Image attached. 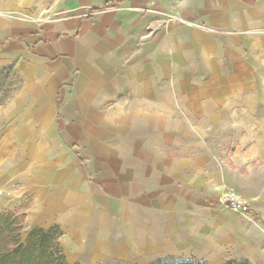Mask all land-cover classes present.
Instances as JSON below:
<instances>
[{
  "label": "crops",
  "instance_id": "obj_1",
  "mask_svg": "<svg viewBox=\"0 0 264 264\" xmlns=\"http://www.w3.org/2000/svg\"><path fill=\"white\" fill-rule=\"evenodd\" d=\"M60 3V21L32 28L7 15L46 17L49 0H0V55L34 54L62 90L74 69L104 80L122 107L94 114L89 176L60 123L17 141L14 166L0 154V213H24L22 239L57 226L69 264L86 245L95 262L264 264V0ZM214 132L215 158L203 151ZM224 188L248 215L219 204Z\"/></svg>",
  "mask_w": 264,
  "mask_h": 264
},
{
  "label": "rangeland",
  "instance_id": "obj_2",
  "mask_svg": "<svg viewBox=\"0 0 264 264\" xmlns=\"http://www.w3.org/2000/svg\"><path fill=\"white\" fill-rule=\"evenodd\" d=\"M48 9V15L42 18H39L36 12L25 15L8 14L7 17L28 27L36 28L41 22L52 24L65 16L62 13L63 5L60 0H49ZM147 39L149 38L146 37ZM50 67L52 66L42 64V61L34 54H21L20 50L0 55V154L6 158V168L14 166L17 141L30 142L47 138L49 134L42 127L47 124L55 126L60 123V127H64L63 135L69 148L66 150L72 156L80 158L81 169L89 176L88 158L91 156L92 148L89 139L91 135L95 136L91 132L92 127L89 126L95 127V121L99 123L104 119V116L99 118L100 116H94V114L99 112L105 114L111 110L117 112L121 109L122 102L112 100L113 96L110 98L108 94L111 93V86L106 90L105 83L102 85L104 80L97 84L93 82L92 86L89 83V77L86 74L81 75L80 70H72L68 76L70 85L62 90L59 79L56 77L57 72ZM89 95L94 99H89ZM123 104L126 106L125 102ZM97 135L103 136L104 132ZM116 136L119 139V135L116 134ZM209 136V142L205 141L206 148L203 151L214 158L223 156L225 150L222 149L224 145L222 137L218 139L216 132L210 133ZM199 139L198 136H194L193 140L200 141ZM230 192H234L238 198L246 201L251 210V205L245 198L236 191L227 188L221 192L220 205V200ZM89 253L90 247L86 245L81 252L82 259H69V262L76 264H126L113 259L95 262L90 260ZM70 254L77 255L73 251ZM109 256L112 258V255Z\"/></svg>",
  "mask_w": 264,
  "mask_h": 264
},
{
  "label": "trees",
  "instance_id": "obj_3",
  "mask_svg": "<svg viewBox=\"0 0 264 264\" xmlns=\"http://www.w3.org/2000/svg\"><path fill=\"white\" fill-rule=\"evenodd\" d=\"M24 213H0V264H69L60 247L61 231L33 229L22 239ZM150 264H213L191 258H157ZM223 264H251L246 260H229Z\"/></svg>",
  "mask_w": 264,
  "mask_h": 264
},
{
  "label": "built area",
  "instance_id": "obj_4",
  "mask_svg": "<svg viewBox=\"0 0 264 264\" xmlns=\"http://www.w3.org/2000/svg\"><path fill=\"white\" fill-rule=\"evenodd\" d=\"M3 190L0 189V197L3 195ZM221 205L235 213L248 215L250 213L249 204L238 198L234 192H230L225 198L220 200Z\"/></svg>",
  "mask_w": 264,
  "mask_h": 264
}]
</instances>
